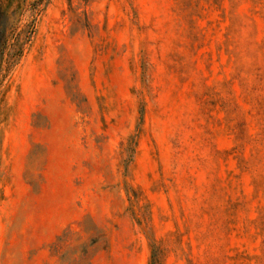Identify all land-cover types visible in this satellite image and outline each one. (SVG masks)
Instances as JSON below:
<instances>
[{
	"label": "rangeland",
	"instance_id": "374dc122",
	"mask_svg": "<svg viewBox=\"0 0 264 264\" xmlns=\"http://www.w3.org/2000/svg\"><path fill=\"white\" fill-rule=\"evenodd\" d=\"M5 1L0 264H264V0Z\"/></svg>",
	"mask_w": 264,
	"mask_h": 264
},
{
	"label": "trees",
	"instance_id": "16d2710c",
	"mask_svg": "<svg viewBox=\"0 0 264 264\" xmlns=\"http://www.w3.org/2000/svg\"><path fill=\"white\" fill-rule=\"evenodd\" d=\"M11 2H6L5 0H0V61H3V53L5 50L10 49L9 37H8V26L10 18ZM18 42V41H16ZM14 46V45H13ZM9 63L11 61L8 59Z\"/></svg>",
	"mask_w": 264,
	"mask_h": 264
}]
</instances>
